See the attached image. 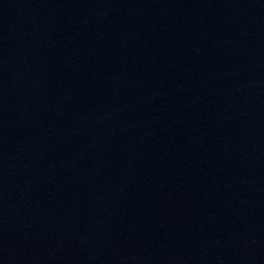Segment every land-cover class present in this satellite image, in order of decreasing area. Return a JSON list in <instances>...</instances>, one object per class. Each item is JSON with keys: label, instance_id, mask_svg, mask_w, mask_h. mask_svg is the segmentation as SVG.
I'll list each match as a JSON object with an SVG mask.
<instances>
[{"label": "water", "instance_id": "water-1", "mask_svg": "<svg viewBox=\"0 0 264 264\" xmlns=\"http://www.w3.org/2000/svg\"><path fill=\"white\" fill-rule=\"evenodd\" d=\"M0 264H264V0H0Z\"/></svg>", "mask_w": 264, "mask_h": 264}]
</instances>
